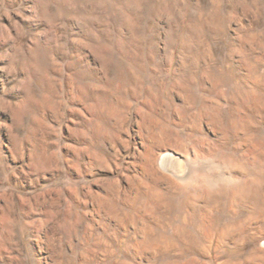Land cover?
I'll list each match as a JSON object with an SVG mask.
<instances>
[{
	"label": "clouds",
	"instance_id": "9594fccd",
	"mask_svg": "<svg viewBox=\"0 0 264 264\" xmlns=\"http://www.w3.org/2000/svg\"><path fill=\"white\" fill-rule=\"evenodd\" d=\"M0 264H264V0H0Z\"/></svg>",
	"mask_w": 264,
	"mask_h": 264
}]
</instances>
